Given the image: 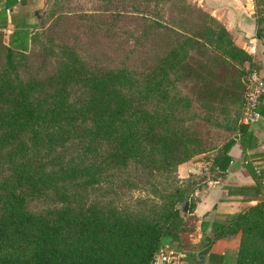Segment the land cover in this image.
Segmentation results:
<instances>
[{
	"label": "trees",
	"instance_id": "trees-1",
	"mask_svg": "<svg viewBox=\"0 0 264 264\" xmlns=\"http://www.w3.org/2000/svg\"><path fill=\"white\" fill-rule=\"evenodd\" d=\"M143 2L128 11L133 46L116 65H91L52 38L43 46L33 31L30 46L17 49L0 31V264H150L175 239L185 203L188 215L196 203L198 188L178 181V164L213 150L207 162L214 175L227 169L237 141L244 153L256 146L253 129L240 121L245 83L233 76L251 54L187 0ZM262 5L254 0L258 40ZM46 15L61 14L51 8ZM84 20L101 28L94 15ZM34 44L38 59L30 57ZM135 55L138 66L129 61ZM216 68L225 76L217 81ZM232 85L244 88L242 98ZM188 92L198 106L225 111L239 103L236 135L207 146ZM257 110L264 117V103ZM244 166L254 184L225 189L256 203L219 216L203 248L240 234L236 252L210 256L264 264V167Z\"/></svg>",
	"mask_w": 264,
	"mask_h": 264
},
{
	"label": "rangeland",
	"instance_id": "rangeland-1",
	"mask_svg": "<svg viewBox=\"0 0 264 264\" xmlns=\"http://www.w3.org/2000/svg\"><path fill=\"white\" fill-rule=\"evenodd\" d=\"M187 1L199 7L204 12L211 14L209 10L201 6L197 0ZM41 2L42 4L35 2L33 6L34 9L43 13L40 20L34 17V27L32 30L37 40L39 39V42L41 41V45H48L49 42L47 41H50V38H52L54 44L60 46L66 43L73 47L91 65H97L98 63L103 67L119 64L126 58L127 51L133 46V40L130 34H134V30H136L135 20L133 16H128V11L132 10L134 7L133 5H144L143 0H42ZM263 6L264 5L261 7ZM51 8H54L55 11L61 15L55 19L48 18V15L45 16V10L47 9V11H50ZM121 10L123 15L121 14L120 16L128 17H112V15H114L113 11L118 13ZM85 15H94L97 20L96 24L99 25L100 23L101 28H98V26L97 28L90 27V23L84 20ZM262 17H264V14ZM44 19L46 21L42 24L41 20ZM111 23L113 24L108 30L106 27ZM258 44V51L256 48L255 53L251 54L252 60L250 63L245 62L240 71H233V76L236 77L234 78L236 80H241L242 84H244L248 69L255 68L263 77L264 36L258 40ZM38 45H32L30 48V57L35 56V58L38 59ZM58 49L59 48H57V50ZM141 58V56L135 55L129 61L134 66H138L141 62ZM221 76H224V72L218 68L214 69L211 74V78L216 79V81L220 80L222 78ZM230 89L234 96L239 97L240 94L242 98L244 88L240 89L232 85ZM188 94L193 99L194 105L192 109H195L200 116L195 122L196 128L200 131L201 137L207 146L211 144L214 148H219L227 140L236 135V123L239 121L241 113L239 103L229 104L226 110L222 111L219 105L198 106L197 102L194 100V95H191L190 92H188ZM227 111H229V114L226 113ZM208 118L211 122L206 120ZM227 125L229 127H227ZM212 153L213 150H209L202 154L194 155L192 158L178 164L176 173L178 181L188 182V187L195 189L199 188L202 192L205 182L204 179L200 180L201 171H205V178L213 176V173L209 171L207 168L208 165L206 164L208 157H210ZM189 169L190 172L187 174ZM134 193L139 194L138 192ZM193 198L196 199V194L193 195ZM181 215L187 217L180 228L176 229L175 239L164 245H168L171 249L183 255L182 258H179L178 264H195L197 259L189 258L192 256L190 254L199 250L194 246V243H196L198 239V234L194 232L195 217L187 213L184 215L183 211ZM197 248H201V245L200 247L197 246Z\"/></svg>",
	"mask_w": 264,
	"mask_h": 264
},
{
	"label": "crops",
	"instance_id": "crops-1",
	"mask_svg": "<svg viewBox=\"0 0 264 264\" xmlns=\"http://www.w3.org/2000/svg\"><path fill=\"white\" fill-rule=\"evenodd\" d=\"M42 0H0V31L4 32V42L17 49L30 46V35L34 27L35 13L42 15L34 9L35 2L42 4ZM199 4L219 20L226 29L232 34L237 46L245 51L248 46L255 45L258 51V40L255 36L256 25L253 17V7L249 0H197ZM36 8V7H35ZM8 9L9 11H6ZM38 19V18H37ZM40 20V19H38ZM264 78V72L263 77ZM264 103V99L262 100ZM253 129L256 146L243 152V146L237 141L231 148L229 155L231 161L224 172L215 170L214 177L205 178V171L200 175L204 178V190L199 188L195 191L196 203L190 213L195 217L194 232L198 234L196 247L191 257H198L208 237L213 235L211 225L220 219L219 216L234 214L248 208L256 201H244L243 196L238 194L228 195L225 186H244L253 185L254 180L244 165H252L255 168L264 167V117L261 116L258 123L249 125ZM210 171V163L206 161ZM190 172L187 171V174ZM219 217V218H218ZM239 235L233 238H221L215 240L209 247L210 250L200 264H232L228 261L222 263L220 259L210 256V254L224 255L236 252L239 245ZM201 248H197L200 247ZM221 262V263H220Z\"/></svg>",
	"mask_w": 264,
	"mask_h": 264
},
{
	"label": "built area",
	"instance_id": "built-area-1",
	"mask_svg": "<svg viewBox=\"0 0 264 264\" xmlns=\"http://www.w3.org/2000/svg\"><path fill=\"white\" fill-rule=\"evenodd\" d=\"M249 4L254 7V0H249ZM7 11L9 10L7 9ZM255 49L256 46L251 44L246 51L249 54H254ZM244 83V106L240 121L245 125H253L258 123L261 118L257 109L264 99V81L259 71L251 68L247 70ZM163 246H160L154 253L150 264H178L179 258H182L183 255L168 245Z\"/></svg>",
	"mask_w": 264,
	"mask_h": 264
},
{
	"label": "water",
	"instance_id": "water-1",
	"mask_svg": "<svg viewBox=\"0 0 264 264\" xmlns=\"http://www.w3.org/2000/svg\"><path fill=\"white\" fill-rule=\"evenodd\" d=\"M35 15H36V17L38 19H41V15L39 13H35ZM187 206H188V204L185 203V205L183 207V213H184V215H186V213H187ZM209 250H210V247L209 246L206 247V248H204V249H202L201 251L198 252V257H200L203 260L204 257H205V255L208 253Z\"/></svg>",
	"mask_w": 264,
	"mask_h": 264
}]
</instances>
